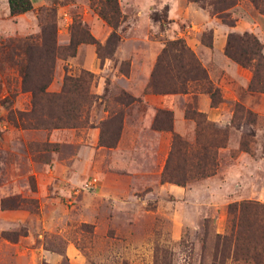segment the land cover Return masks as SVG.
<instances>
[{
  "label": "rangeland",
  "instance_id": "374dc122",
  "mask_svg": "<svg viewBox=\"0 0 264 264\" xmlns=\"http://www.w3.org/2000/svg\"><path fill=\"white\" fill-rule=\"evenodd\" d=\"M104 1L40 0L27 14L10 16L0 0V264H211L216 237L228 229L227 207L264 206V0L257 8L238 0L226 10L232 27L190 0H115L122 17L115 29L95 12ZM112 31L116 38L107 44ZM230 33L254 37L261 59L250 66L232 61L224 52ZM40 37L54 48L25 58L24 39L38 44ZM175 39L218 89L216 111L197 110L195 95L203 93L185 99L147 89L163 45ZM236 45L231 51L240 52ZM24 72L25 86L46 82L47 94L60 93L65 77L90 73L94 98L82 104L80 125L35 128L60 106L40 102L24 117L32 110ZM234 105L244 112L234 116ZM158 110L171 113V132L152 129ZM185 111L202 113L225 141L212 148L210 176L160 183L171 135L194 146L195 124ZM117 120L115 145L99 146L100 124L109 135ZM204 137L214 142L213 132ZM254 220L262 225L253 236L262 235L264 256V218Z\"/></svg>",
  "mask_w": 264,
  "mask_h": 264
},
{
  "label": "trees",
  "instance_id": "16d2710c",
  "mask_svg": "<svg viewBox=\"0 0 264 264\" xmlns=\"http://www.w3.org/2000/svg\"><path fill=\"white\" fill-rule=\"evenodd\" d=\"M237 1L190 0V2L197 4L201 9L207 8L211 15L218 18L222 24L228 27H232L233 22L226 20L227 14H225V11L232 8ZM247 1L257 8V5L263 0ZM6 3L10 16L24 14L32 10L30 0H6ZM98 3L99 5L94 8L96 14L111 28L115 29L122 19L115 0H105L103 3ZM163 21H165V18ZM115 38L116 35L112 31L106 43L110 44L111 40ZM32 40L31 38L24 39L25 58L32 50L43 48L48 53L50 48H54L49 46L42 37H40L38 44ZM233 42H237V49L241 47L239 49L240 52L231 51ZM88 43L95 45L96 51L98 50L99 44L90 36L88 37ZM260 48V44L254 37L246 33H243L241 37L230 33L227 36L224 52L237 64L250 66V61L256 58L261 59ZM26 78L27 75L24 72V91L31 94L32 110L24 114V117L33 116V112L37 107H49L55 104L60 106L58 114H51L50 111L47 113V116L52 120L30 126L57 129L62 127L77 128L80 125L79 116L82 104L87 105L94 98L93 95L89 94L92 80L90 73L82 72L76 78L65 77L58 94H47L45 92L46 82L36 88L27 87L25 86ZM43 78L48 81V73L45 76L43 75ZM147 89L155 94L203 93L208 96L211 108H215L221 102L218 89L211 85L206 72L182 39L167 41L163 45L150 73ZM132 101L133 99L129 97L127 104ZM40 102H42L41 106ZM64 106H67V108H64ZM233 107L234 116L237 113L244 112L238 105ZM184 117L192 120L195 124L194 146H190L175 134L171 135L170 150L160 174V183L167 182L183 186L188 182L208 177L214 172L215 161L212 148H218L223 145L225 141L224 132L220 129H215L212 124L207 123L202 113L185 111ZM54 119L56 122H53ZM107 123H111V120ZM107 123L103 122L100 124L98 144L99 146L110 148L115 145L117 131L120 128V120H117L116 132H110L109 135H107L109 132L106 129ZM152 129L171 132V113L166 110H158L153 119ZM207 131H211L215 135L214 142L204 137V133ZM240 148L246 151L243 144H240ZM227 214L229 216L228 229L226 234L216 237L213 253L214 260H212L211 264H224L228 259H240L244 263L260 264V260L264 259L262 253H260L263 238L262 235L259 238H254L253 235L256 233V229L262 231V225H256L253 218H257L258 215L264 218V206L256 202H242L236 205H229Z\"/></svg>",
  "mask_w": 264,
  "mask_h": 264
},
{
  "label": "crops",
  "instance_id": "0c3cea01",
  "mask_svg": "<svg viewBox=\"0 0 264 264\" xmlns=\"http://www.w3.org/2000/svg\"><path fill=\"white\" fill-rule=\"evenodd\" d=\"M40 3H41L40 0H37L35 2V4L31 3L32 4V9H35V7L40 5ZM27 13L28 12L24 13V15L27 14ZM213 34L214 35L216 34L215 30H213ZM191 96H194V95L193 94H184V95H182V98L191 99ZM195 97H196V99H200L199 107L197 108V110L199 112H202V113H205V114H210V113H212V112H214V111H216L218 109V108H210L209 99H208V97L206 95L198 94V95H195Z\"/></svg>",
  "mask_w": 264,
  "mask_h": 264
}]
</instances>
